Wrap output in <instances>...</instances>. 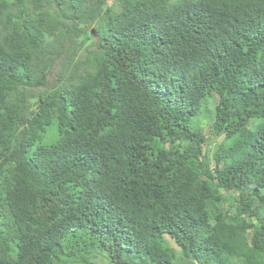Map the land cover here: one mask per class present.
<instances>
[{
    "label": "trees",
    "instance_id": "trees-1",
    "mask_svg": "<svg viewBox=\"0 0 264 264\" xmlns=\"http://www.w3.org/2000/svg\"><path fill=\"white\" fill-rule=\"evenodd\" d=\"M102 259L264 264V0H0V264Z\"/></svg>",
    "mask_w": 264,
    "mask_h": 264
},
{
    "label": "rangeland",
    "instance_id": "rangeland-1",
    "mask_svg": "<svg viewBox=\"0 0 264 264\" xmlns=\"http://www.w3.org/2000/svg\"><path fill=\"white\" fill-rule=\"evenodd\" d=\"M88 27H91V25L90 26H88ZM74 28L75 27H72V30H74ZM90 44V43H89ZM52 78V75H51V77H50V79ZM216 100H214V102H215ZM206 121L205 120H202L206 125H205V133L207 132V130H208V126H207V122H209L212 118H213V113L212 112H208V114L206 115ZM165 241H166V243H168V245H170V246H172V241H168V239L166 238L165 239ZM105 259V258H104ZM104 259H102V263L101 264H108L107 263V261L106 260H104Z\"/></svg>",
    "mask_w": 264,
    "mask_h": 264
},
{
    "label": "clouds",
    "instance_id": "clouds-1",
    "mask_svg": "<svg viewBox=\"0 0 264 264\" xmlns=\"http://www.w3.org/2000/svg\"><path fill=\"white\" fill-rule=\"evenodd\" d=\"M91 32H92V33H94V31H93V30H91Z\"/></svg>",
    "mask_w": 264,
    "mask_h": 264
}]
</instances>
